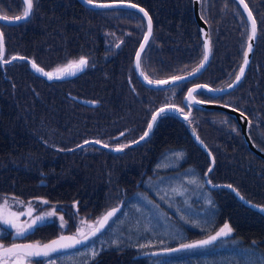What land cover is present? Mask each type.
I'll return each mask as SVG.
<instances>
[{
    "label": "trees",
    "instance_id": "16d2710c",
    "mask_svg": "<svg viewBox=\"0 0 264 264\" xmlns=\"http://www.w3.org/2000/svg\"><path fill=\"white\" fill-rule=\"evenodd\" d=\"M7 1L9 13L22 12V0ZM132 1L146 7L154 21L153 35L141 58L150 77L171 76L176 66L202 59L193 0ZM247 2L258 21L255 51L241 83L221 100L249 113L252 135H256V118L264 127V0ZM5 3L0 0L2 8ZM201 6L212 20L213 54L195 81L221 85L235 76L243 61L249 21L236 0H202ZM1 28L6 61L14 54H24L50 71L80 57L88 63L74 75L50 80L32 70L26 60L5 63L0 58V194L43 197L71 223L74 217L86 215L94 220L91 225L108 208L123 203L105 228L84 244L43 259L50 258L55 264H264V215L242 204L232 191L213 189L203 179L201 190L192 195V205L201 209L196 222L191 215L181 217L172 209L178 217L173 222L184 232L182 235L175 231L171 236L153 234L156 237L152 241L148 234L138 232L135 225L140 222L131 224L132 216L123 215L137 192L155 190L157 184L147 186V180H173L186 188L188 181L182 172L189 171L192 161L201 168L197 173L202 178L209 165L208 154L192 135L196 131L192 115L186 120L162 114L141 144L128 145L122 152L111 149L142 135L152 113L163 104L161 88L143 84L133 68L134 53L146 29L140 12L93 8L79 0H34L26 21L1 24ZM148 57L154 63L153 72ZM208 70L211 78L203 79ZM186 82L176 95L181 103H185L182 94L189 84ZM225 125L221 120V126ZM234 134L199 133L216 159V170L210 177L215 182H231L250 199L264 203V159L246 146L241 131L237 129ZM91 138L101 144L82 145ZM231 147L240 148L243 155L240 153L238 161L237 150ZM228 168L234 169L231 175L223 172ZM224 222H230L233 233L206 246L141 254L204 237ZM58 223L50 218L37 224L33 237L49 239L70 233ZM9 233L10 228L0 222V240L8 239ZM145 239L148 241L143 242ZM93 249L104 251L93 258Z\"/></svg>",
    "mask_w": 264,
    "mask_h": 264
},
{
    "label": "rangeland",
    "instance_id": "374dc122",
    "mask_svg": "<svg viewBox=\"0 0 264 264\" xmlns=\"http://www.w3.org/2000/svg\"><path fill=\"white\" fill-rule=\"evenodd\" d=\"M0 7H1L0 9L4 13L11 14L7 11L10 8L7 0L3 8L2 6ZM146 61L149 63L151 71L153 72L155 70V67H154V63H152V59L148 57V60ZM198 62H199L198 60H195V61H191L188 64L185 63L182 65L176 66L174 69H172L173 73L169 75L176 76V75L185 74L190 69L195 67V65H197ZM156 68H159V66H157ZM210 78H211V73L209 72V70L203 73V79H210ZM187 83L189 82H186V84ZM181 85L182 83L169 86L170 89L168 87L163 88V89L161 88V95L163 96V99L161 101L163 104H166V103H169L168 102L169 98H172L171 102L177 104L181 108V110L186 113L188 111L187 106L184 103L179 102V100H177L176 98L178 91H180ZM185 90L182 94V98H184ZM222 97L223 95L217 96V98L219 99H222ZM155 102L156 100H154V103ZM221 120L226 121L225 127L221 126ZM238 121L241 122L242 125H245V121H247V118L231 116L230 114L217 115L215 113L213 114L210 112H205L201 114H193L192 119H191V123L194 129L196 130V132L198 131L202 135H235L234 130L237 128L236 124H238ZM227 130H230L232 133H229ZM231 148L235 149L236 147H231ZM236 150H237L236 159L238 161L239 160L238 157L240 156L241 152H240V148L238 147L236 148ZM241 155L243 154L241 153ZM200 169L201 168L198 165H195V161L193 160L192 164H190L189 171L182 172L183 178L186 181H188L186 188L179 187V184L176 185L173 180L164 182V181H161L160 178H154V177H153V180H147L146 181L147 186H150L153 182L157 184L155 190L153 192L147 190V192L145 193H143L142 191L137 192L131 205L127 206L126 209L123 211V215L127 213L132 216L131 224L140 222L137 225H135L139 227L138 232H140L141 234H148L150 236L149 238L152 241H154L153 238L156 237V236H153V234L159 235V236H162V235L171 236L174 231L179 233L180 235L184 234V232L181 229H178L175 223L173 222V221H178V217L173 214L172 209L177 211L181 217L191 215L190 217L193 222H196L198 218V213L201 216V209L199 208L200 206L194 207L192 205V202H193L192 195L195 193L198 194V191L201 190V186L203 187L204 184L201 179L204 180L205 175H208V177L211 179L210 175L212 174L213 170H216V168L214 167L213 169H211V171H208L209 169V165H208V167L205 168L204 170L205 172L203 173L204 178H202V176L197 173ZM223 172L226 175H231L234 172V169L228 168L224 170ZM214 176L217 177L218 174ZM197 186H198V189H197ZM161 197H164V198L161 199ZM174 199H177L178 201H174ZM204 200L208 201L209 197L204 196ZM45 201L46 200L43 197L25 199L18 195L0 194V209H4V206L6 203L7 207L4 210L10 213L17 214L18 219L16 222L18 224H21V225L31 224L34 220H36L37 216L44 217V219L41 221H38L31 228V230L26 231L23 236H17L16 230L12 228L11 226L6 225L10 228V233H9L10 236L8 235L9 237L8 239L6 238L2 241L0 240V245L10 247L12 244H15V242L17 241L20 244L35 243V242L37 243V241L41 243H45L47 241H50L51 239L55 237H52L49 239H41L38 237L35 238L32 235V234H35V232L33 233L32 229L35 228L37 224L43 221H46L50 218H53L56 221H58L59 225L66 226V228H68L71 233H75V234H77V229L82 226L81 225L82 221L85 222V225H84L85 232L88 231L87 225L93 224L94 220L86 215H78L74 217V220L71 223L70 220H66L65 218L66 215L59 214L57 211L53 209L52 207L53 205H47ZM181 201L182 203H180ZM202 212L205 215V209H202ZM46 213H57V214H54L51 216H45ZM58 217L60 219H56ZM61 217L63 218V220H61ZM225 223H228L230 227L232 228V225L230 224V222H224L223 224L218 226V228L215 231H213L212 233H208L206 237L216 234V232L219 231V229L223 227ZM114 225H116V223H114ZM62 233H66V232H62ZM232 233H233V228L230 234ZM131 234L132 232H128V235H131ZM25 236H27L29 239H26ZM144 241H148V240L145 239L143 240V242ZM107 245H112V244H107ZM62 250H66V249H62ZM103 251L104 250L100 252H103ZM100 252L99 251L97 252L98 255L100 254ZM43 257L44 256L41 255V256H34L31 258H26L24 261V264H38L37 262L41 260L42 262L40 264H55L54 261L49 260L50 258L43 259ZM84 263L85 261H83V264ZM0 264H14V261L11 258L5 259L2 256H0Z\"/></svg>",
    "mask_w": 264,
    "mask_h": 264
},
{
    "label": "snow or ice",
    "instance_id": "6c2138e0",
    "mask_svg": "<svg viewBox=\"0 0 264 264\" xmlns=\"http://www.w3.org/2000/svg\"><path fill=\"white\" fill-rule=\"evenodd\" d=\"M23 4L25 7L23 8L22 14L17 15L14 17H9L7 15L0 16V19H3L5 21H19L21 19H26L30 17V14L33 10V0H22ZM87 3L92 4L94 7H100V8H110L114 7L115 5L112 4H106V3H100V4H95L93 3V0H86ZM241 4H244V0H240ZM131 7H137V5H130ZM245 10H248L247 4H244ZM141 12H144L145 16H148V13L144 11V9H139ZM248 18L251 21V33L252 35L249 36V40L253 39L256 33V21L252 17L251 11H248ZM151 27H152V22L151 18H148V34L145 35L144 41L145 43L148 42L149 36L151 35ZM145 44L142 43L140 45V51L136 53V67H140V59H141V51H143ZM204 54H203V59L200 62V65L197 68L193 69V73H189V75L194 74L195 72H198L200 68L204 66V62L208 60V54L210 51L209 44L205 42L204 46ZM248 51H251V44L248 45ZM248 51L244 53V64L246 65L248 63L247 56H248ZM3 52V33L0 32V54ZM13 59H16V57H13ZM21 59H24L21 57ZM5 63H8V61H4ZM88 61L84 57H80L78 60H70L66 65L64 66H58L57 68L53 69L52 71H45L43 68L39 67L34 61L32 62V68L36 70L37 72L43 74L46 76L48 79H60L63 78L65 75L72 74L74 75L75 72L82 70L86 65ZM244 68H240V74L236 76V82L240 81L241 76L243 75ZM143 75V73H142ZM147 79V77H145ZM183 77H174L173 80H181ZM150 84L152 83H157V84H166L168 81H148ZM233 85L229 84L227 87L231 88ZM200 87H207V86H200L197 85V88ZM196 89H190L189 90V95L188 98L192 99V93L195 92ZM166 111L165 108H161L159 112L155 115L152 116V122L148 124V131L144 132V135L140 137L141 140L145 139L149 135V132L153 128V123L157 120V117L161 114H163ZM187 119V117H186ZM123 135V133H121ZM197 139H199L197 137ZM85 143H89V141H85ZM95 143L99 144L101 141L97 140ZM132 143H138V141H133ZM201 144H203V141H201ZM107 147L108 145H104ZM123 147H128V145H123L119 148H117V151L122 150ZM211 171V169H209ZM210 183V181H209ZM231 187V185H229ZM238 194V193H237ZM164 197H161L163 199ZM45 203H47L45 201ZM7 205L5 203L4 209H6ZM4 209H0V222H2L5 225L11 226L16 230V235L17 236H23L24 233L28 230H31V228L38 222L44 219L43 216H37L36 220H34L31 224L27 225H21L18 224L16 221L18 219L17 214L15 213H10L7 212ZM119 211L118 208H112L110 211L106 212L102 217L97 218V221L95 222L94 225H87L90 231L85 232L84 231V225L85 222H81V227L77 229V235L80 237L79 239L73 237H66V236H61L57 240H53L50 242V244H46L41 246L38 242L36 244H12L10 247H5L3 245H0V256L3 258H11L14 261V264H24V261L26 258H31L34 256H49L50 253L56 252L59 249L74 246L75 244H80L85 241H87L90 237L95 236L97 232L101 230V228L104 227V225L107 223V221L116 214V212ZM261 211H264V208H261ZM30 214V213H29ZM55 213H46L45 216H51L54 215ZM61 220L63 218L61 217ZM232 232V228L228 223H225L223 227L219 229V231L216 232L215 236H210L207 240H200L196 241L194 243L190 244H180L179 248H168L166 249L167 252H177V251H184V250H191L195 249L198 247H203L208 244H210L212 241L216 240L218 237L222 236H227ZM65 241H71V244L65 243ZM117 243V242H113ZM144 247V246H141ZM98 255V253L93 249L92 250V256L93 258Z\"/></svg>",
    "mask_w": 264,
    "mask_h": 264
},
{
    "label": "water",
    "instance_id": "95a60500",
    "mask_svg": "<svg viewBox=\"0 0 264 264\" xmlns=\"http://www.w3.org/2000/svg\"><path fill=\"white\" fill-rule=\"evenodd\" d=\"M79 1L82 2V3H84V4H86V5H88V6H90V7H93V8H100V7H94L92 4L87 3L86 0H79ZM238 2H239L240 5L242 6V8H243L244 12L246 13L247 17H248V11H251V13H252V17H253V18L255 19V21H256V18H255V16H254L252 10L250 9L248 3L246 2V0H244V4H247V6H248V10H245V8H244V4H241L240 0H238ZM93 3H95V4H100V3L112 4V5H115L114 7L132 8V9H135V10H137V11H139V12H141L139 9H141V8L144 9V11L148 13V16H145V15H144V12H141V13L143 14L144 18H145V21H146V31H145V33H144V35H143V37H142V39H141V41H140V43H139V46H138V48H137V50H136V53H137L138 51H140V45H141L142 43L145 44L144 48L146 47V45L148 44L149 39H150V37H151V35H152V31H153V21H152V17H151V15H150V13L148 12V10H147L144 6H142L141 4L136 3V2H134V1H131V0H93ZM193 4H194V15H195V18H196V20L198 21V23H199V25H200V28H201V36H202V39H203V45L205 46V42H207V43L209 44V47H210V51H209V54H208V60L204 62V66H203L202 68H200V70H199L198 72H195V73L192 74V75H189V73H193V71H191V72H189V73H186V74H182V75H176V76L167 77V78H165V79L154 80V79L149 78V77L146 75V73L144 72V70H143V68H142V66H141V59H140V67H139V68L136 67V53H135V56H134V69H135V71H136L138 77L140 78V80H141L142 82H144L146 85L151 86V87H166V86H170V85H173V84H176V83H179V82H181V81L188 80V79H191V78L197 76V75L200 74V73L204 70V68L207 66V64H208V62H209V60H210L211 54H212V45H211L210 35H209V31H208V25H207L206 20L203 18L202 14H201V10H200V0H193ZM130 5H137V7L134 8V7H131ZM114 7H112V8H114ZM3 15H4V14L0 13V16H3ZM7 16H9V17H14V16H10V15H7ZM15 16H17V15H15ZM149 17L151 18V22H152L151 35L149 36L148 42L145 43V41H144V37H145V35L148 34V18H149ZM26 19H28V18H26ZM26 19H21V20H19V21H5V20H3V19H0V23H5V24H11V25H12V24H18V23H21L22 21H24V20H26ZM249 21H250V20H249ZM250 25H251V21H250ZM256 26H257V21H256ZM257 30H258V27H256V33H255V36L253 37V39L249 40V41H248V44H247L246 51H248V45H249V44H251V51H248V56H247L248 63L245 65L244 62H243V64H242V67L244 68L243 75H244L245 71L247 70V68H248V66H249V63H250V61H251V58H252V55H253V52H254V47H255L256 38H257ZM0 32H2L1 29H0ZM251 35H252V33L250 32V36H251ZM143 50H144V49H143ZM204 50H205V48H204ZM3 51H4V35H3ZM142 52H143V51H141V55H142ZM2 54H3V52H2ZM14 57H16V59H21V57L24 58L23 60L28 61L29 64H30V67L32 68V62H33L34 60H32V59H30L29 57L24 56V55H15ZM244 59H245V57H244ZM11 60H14V59L12 58ZM34 62H35V61H34ZM35 63H36V62H35ZM36 64H37V63H36ZM37 65H38L39 67L43 68L45 71H50V70H48V69H45L44 67H42V66L39 65V64H37ZM199 65H200V64H199ZM199 65H198V66H199ZM198 66H197V67H198ZM32 70H34V69L32 68ZM34 71H36V70H34ZM36 72H37V71H36ZM37 73H39V72H37ZM142 73H143V75H142ZM39 74H41V73H39ZM238 74H240V70H239V73H238ZM41 75H43V74H41ZM68 75H69V74H68ZM243 75H242V76H243ZM43 76H44V75H43ZM242 76H241V78H242ZM45 77H46V76H45ZM145 77H147V79H145ZM174 77H183V79H181V80H173ZM149 80H152V81H164V80H166V81H168V83H166V84H157V83H152V84H150V83L148 82ZM238 82H239V81H238ZM238 82H236V78H235L234 81H233L231 84H232L233 86H235ZM197 85H200V86H207V87H205V88H207V89H209L210 91H213V92H215V93L224 92V91H227L228 89H230V88L227 87V86H225L224 88L222 87V89H217V88H212L211 86H209V85H207V84H204V83H198V84H194V85H192V86L189 87L188 92H187V95H186L187 99H189V98H188L189 90H190V89H196V88H197ZM233 86H232V87H233ZM232 87H231V88H232ZM192 97H193V98H192V99H189V100H190L191 102H193L194 104H197V105H200V106H204V107H209V108H217V109L228 110V111L233 112V113H234L235 115H237V116H240V115L243 116V115H244L241 111H238V110H236V109H234V108L228 107V106L223 105V104H216V103H211V102L201 101V100L197 99V98L194 96V93H192ZM161 108H165V109H166L165 112H171V113H174V114H176V115H178V116H180V117H182V118H186V117L188 118V114L183 113V112L180 110V108H179L178 106L174 105V104H166V105L160 106V107H159V108L153 113V115L157 114ZM153 115H152V116H153ZM150 122H152V117H151ZM150 122H149V123H150ZM154 123H155V122H154ZM154 123H153V125H154ZM151 130H152V129H151ZM146 131H148V127H147ZM150 133H151V131L149 132V134H150ZM143 135H144V134H143ZM143 135H142V136H143ZM193 136H194L195 140L197 141V143H198V144L204 149V151H206V152L208 153V156H209L210 161H211V162H210L209 169H212L213 166H214V155H213L212 151L210 150V148L206 145V143L201 139V137H200L197 133H194ZM197 137H198L199 139H197ZM145 138H146V137H145ZM244 139H245V142H246L247 146H248L253 152H255V153H256L257 155H259L260 157H263V158H264V150H262L260 147H258V146L254 143V141H252V139L250 138V136L247 135L246 132H244ZM143 140H144V139H143ZM87 141H89V143H95V141H97V140H95V139H89V140H87ZM137 141H138V142H141L142 140H141L140 137H139ZM201 141H203V144H201ZM83 144H86L85 141L82 143V145H83ZM96 144H97V143H96ZM99 144H100V143H99ZM134 144H136V143H134ZM114 149L116 150L117 148H114ZM209 169H208V171H209ZM208 171H207V172H208ZM206 181H207L208 185L211 186L212 188L226 187V188L231 189V190L234 192V194L236 195V197H237L239 200H241L242 203H243L244 205H246V206L252 208L253 210H256V211H258V212H260L261 214L264 215V211H261V208H264V205H263V204H260V203H257V202H254V201L248 199L247 197H245V196H244V195H243V194H242V193H241L236 187H234L233 185L228 184V183H212V182L209 183L210 180H209L208 178L206 179ZM229 185H231V187H229ZM237 193H238V194H237ZM112 208H118V209L120 210V209L122 208V204H121V205L119 204V205H117V206L111 207V208L108 209L106 212L110 211ZM106 212H105V213H106ZM117 212H118V211H117ZM117 212H116V213H117ZM105 213H104V214H105ZM104 214H103V215H104ZM103 215H102V216H103ZM108 221H109V220H108ZM108 221H107V223H108ZM107 223H106V224H107ZM106 224L104 225L103 228H101L100 231H102V230L105 228ZM100 231H99V232H100ZM99 232H97V233H99ZM97 233H96V234H97ZM215 235H216V234H214V235H212V236H215ZM61 236H66V237H73V236H74V237L77 238V239L80 238V237H78V236L75 235V234H61V235L55 237L54 239H52V240H50V241H47V242H45V243H39V244H40L41 246L46 245V244H50L51 241H53V240H57V239H58L59 237H61ZM90 238H91V237H90ZM208 238H209V237H207V238H205V239H202V240H207ZM197 241H200V240H197ZM85 242H86V241H85ZM85 242L80 243V244H75L74 246H70V247H66V248H62V249H68V248H71V247L80 246V245L84 244ZM194 242H196V241L189 242V243H184V244H190V243H194ZM65 243L71 244L72 242H71V241H65ZM27 244H36V243H27ZM179 247H180V245H177V246H174V247H169V248H179ZM62 249H59L58 251H61ZM166 249H168V248L159 249V250H156L155 252H167ZM56 252H57V251H56ZM52 253H54V252H52Z\"/></svg>",
    "mask_w": 264,
    "mask_h": 264
},
{
    "label": "flooded vegetation",
    "instance_id": "af4514ba",
    "mask_svg": "<svg viewBox=\"0 0 264 264\" xmlns=\"http://www.w3.org/2000/svg\"><path fill=\"white\" fill-rule=\"evenodd\" d=\"M202 13H203V15H204V17L206 18V20H207V23H208V28H209V34H210V29H211V23H212V20H211V18H210V14H205L204 12H203V10H202ZM253 13H254V11H253ZM255 15V14H254ZM256 17V16H255ZM256 20H257V18H256ZM257 23H258V21H257ZM0 26H1V23H0ZM258 34H259V30H257V38H256V43H257V39H258ZM210 38L212 39V37H211V34H210ZM256 43H255V47H256ZM254 51H255V49H254ZM254 54V53H253ZM253 57V56H252ZM251 61H252V59H251ZM251 61H250V63H249V66H250V64H251ZM249 66H248V68H249ZM248 70V69H247ZM244 78V77H243ZM243 80V79H242ZM241 80V81H242ZM241 83V82H240ZM191 85V83L190 84H188V86H190ZM188 86H187V88H188ZM196 95L199 97V98H201V99H206V100H221V99H219V98H217V96L216 95H212L211 93H206V92H204V91H197L196 92ZM185 104V103H184ZM186 105V104H185ZM187 106V109H188V111L189 112H191L192 113V115L193 114H201V113H205V112H210V113H213L214 114V112H215V114H217V115H220V114H222V113H224L225 115H227V114H229L228 112H222V111H214V110H212V109H203V108H200V107H192V106H190V105H186ZM213 111V112H212ZM249 118H250V126H249V132H250V135L253 137V139H254V141L258 144V145H260L261 147H263L264 148V127L262 126V122H261V120H260V118H256V125H255V127H256V135H252V127H253V118H252V116L249 114V113H247V112H245L244 110H242ZM231 115V114H230ZM232 116V115H231ZM236 126H237V124H236ZM239 130V133H240V131H241V129H240V127H238L237 126V128L234 130V131H236V130ZM230 131V130H229ZM231 132V131H230ZM232 133V132H231ZM241 135H242V132H241ZM15 244H20L18 241L17 242H15Z\"/></svg>",
    "mask_w": 264,
    "mask_h": 264
}]
</instances>
